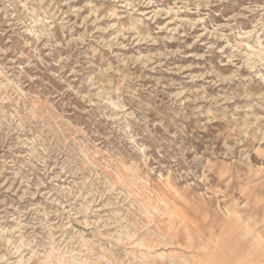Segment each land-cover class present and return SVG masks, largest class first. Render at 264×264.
<instances>
[{
  "label": "clouds",
  "instance_id": "clouds-1",
  "mask_svg": "<svg viewBox=\"0 0 264 264\" xmlns=\"http://www.w3.org/2000/svg\"><path fill=\"white\" fill-rule=\"evenodd\" d=\"M76 3L0 0V264H264V0Z\"/></svg>",
  "mask_w": 264,
  "mask_h": 264
},
{
  "label": "rangeland",
  "instance_id": "rangeland-1",
  "mask_svg": "<svg viewBox=\"0 0 264 264\" xmlns=\"http://www.w3.org/2000/svg\"><path fill=\"white\" fill-rule=\"evenodd\" d=\"M81 4H82V0H77L76 5L74 6H80ZM163 6H168V3L166 2V4ZM141 11H145V9H141ZM84 14L85 13H82L81 16H83ZM72 19L77 20L76 17H72ZM217 20H219V18H217ZM77 23H79V20H77ZM164 23H166L165 20L157 19L155 24L150 23V26L152 29H155L156 25L163 26ZM201 31L202 30L199 26L196 29H192L191 34L187 37H184L183 44H181L179 41H171V42L162 41L161 43L156 44V45H137V47L138 48L147 47L153 51H163L165 47H167L170 50H175L176 48L183 49V52L180 55L170 57L168 64L172 67L192 65V67L190 68L185 67V71L183 73L184 75H187L189 73H192V74L203 73L205 71L211 70L212 66H215L217 70L224 68L226 66V61H223L220 59L221 53L219 52H214L213 55L206 56L202 60L197 59L198 55H202L204 53L205 48H206V41L208 39L206 35H201ZM164 34L165 33H161V35H164ZM196 36H199L200 39L194 43L193 41ZM187 45H191V47H188ZM218 46H222V42ZM224 74H227V73H224ZM214 79L215 77H206L204 81H196L195 85L204 86L210 94L223 95L224 92L222 90L227 88L228 85L212 84L211 81H213ZM51 187H52L51 185H46V189H50ZM44 190L45 189H42V191ZM177 190H179V186H177ZM162 191L166 198L172 200V205L174 206L176 210L183 213V215L186 216L188 220L191 221L192 223L196 222L195 207L190 206L194 204L191 195L181 194L183 196V199H181L176 196L175 192H172L171 190L167 188L163 189ZM5 195L11 196V194H5ZM196 195L198 196L199 194L197 193ZM18 196H19V193H17V197ZM13 199H15V204L18 205L21 210H24L25 205L29 203V201L27 200L20 201L19 199L15 197ZM37 199H39V197H37ZM9 203H12V201L9 200Z\"/></svg>",
  "mask_w": 264,
  "mask_h": 264
}]
</instances>
